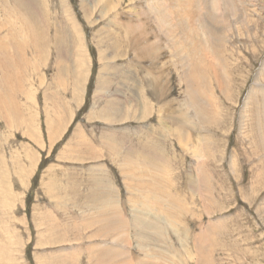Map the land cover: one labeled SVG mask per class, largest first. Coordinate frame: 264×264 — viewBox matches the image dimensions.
<instances>
[{"label":"rangeland","instance_id":"374dc122","mask_svg":"<svg viewBox=\"0 0 264 264\" xmlns=\"http://www.w3.org/2000/svg\"><path fill=\"white\" fill-rule=\"evenodd\" d=\"M18 1L0 0V264H264V0Z\"/></svg>","mask_w":264,"mask_h":264},{"label":"bare ground","instance_id":"6f19581e","mask_svg":"<svg viewBox=\"0 0 264 264\" xmlns=\"http://www.w3.org/2000/svg\"><path fill=\"white\" fill-rule=\"evenodd\" d=\"M28 1H30V0H28ZM98 1V0H97ZM186 1V0H185ZM191 1V0H190ZM216 1H218V0H216ZM223 1V0H222ZM228 1H230V0H228ZM228 1H224V3H225V5H229V3H228ZM24 2H26V4H27V6H28V4L30 5V3L31 2H28L27 3V0L26 1H21V3H24ZM35 2H36V0H35ZM188 2H189V0H188ZM15 3H16V6H18V5H21V4H19L20 3V1H18V0H15ZM207 3H208V0H207ZM220 3V2H219ZM243 3V2H242ZM18 4V5H17ZM26 4H25V6H26ZM33 4V3H32ZM153 4V3H152ZM191 3H189V5H190ZM232 4V3H231ZM203 5H205V4H203ZM222 5H224V4H222ZM23 6V5H22ZM33 6V5H32ZM253 6V5H252ZM21 6H19V9H21V8H23V7H21ZM30 7H31V5L29 6V8H28V10L30 9ZM209 7H210V5H209ZM229 7V6H228ZM150 8H152V6H150ZM207 8V7H206ZM205 9V8H204ZM208 9V8H207ZM207 9L204 11V13H202V18H205V16H207L208 17V13H207ZM228 9V8H227ZM21 10H23V9H21ZM31 10V9H30ZM25 11V10H24ZM12 12V11H11ZM26 12V11H25ZM30 12V11H29ZM30 13H34V12H32V10H31V12ZM230 13V12H229ZM21 14V13H20ZM29 14V13H28ZM67 14V13H66ZM160 14L162 15V12H160ZM159 14V15H160ZM225 14H226V12H225ZM236 14V13H235ZM33 15V14H32ZM160 15V19L161 18H165V14L164 15H162L161 16ZM196 15V14H195ZM24 16V15H23ZM35 16V15H34ZM19 17V16H18ZM28 17V16H27ZM26 17V18H27ZM73 17V16H72ZM199 17H201V16H199L198 15V18ZM233 17V16H232ZM30 17H28V19H29ZM35 18V17H34ZM224 18H225V16H224ZM27 19V20H28ZM200 19V18H199ZM210 19L211 20H214V14L213 15H211L210 16ZM37 21H38V19H37ZM200 21V27H201V32L204 34V36H205V34L207 35V37H209V35L210 34H213V31H211V30H209V32H207L205 29H206V26H204L203 24H201V20H199ZM28 22V21H27ZM166 22V21H165ZM234 22V21H233ZM30 23H31V25H32V27H33V22H32V17H31V19H30ZM203 23H205V22H203ZM31 26H30V29L32 30L33 28H32ZM35 28V32H36V26L34 27ZM38 29V28H37ZM245 29V28H244ZM34 30V29H33ZM133 30V29H132ZM18 31V30H17ZM30 32V31H29ZM33 32V31H32ZM37 33V32H36ZM35 33V34H36ZM33 35H34V33H33ZM31 37H32V35H30ZM35 36H37V35H35ZM41 36V35H40ZM206 37V36H205ZM207 39H210V37L209 38H207ZM225 42V41H224ZM37 45L39 46V44L38 43H36V45H35V47H37ZM208 45H210L209 43H208ZM218 62V61H217ZM221 63V62H220ZM38 64H39V62H38ZM263 65V64H262ZM228 66V65H227ZM213 67V66H212ZM224 67H226L225 66V63H224ZM263 67V66H262ZM214 68V67H213ZM189 69H190V71L192 72V75L190 76V75H188V76H186V78H189L188 79V81H187V84H188V88H189V91H188V94H189V98H190V101H191V103H190V105L192 104V106H194L195 107V114L196 115H199V118H201V117H203V115H205L206 114V110L201 106V102H205L204 101V97H203V94H201V88L203 89V88H206V84L209 82V81H207V83H205V80H207V78H206V75H205V72L204 71H201L200 69H199V66H197V65H193L192 67H189ZM264 69V68H263ZM220 71V70H219ZM260 72V71H259ZM212 73V72H211ZM227 72H225V74H226ZM258 73V72H257ZM258 75V74H257ZM261 75H262V73H261ZM261 75H259V77L261 76ZM264 75V74H263ZM222 76V75H221ZM209 77V76H208ZM256 77H258V76H256ZM262 77H264V76H262ZM222 82V81H221ZM231 82V81H230ZM190 83H191V86H190ZM211 83V82H210ZM219 84V83H218ZM221 84V83H220ZM208 85V84H207ZM208 87V86H207ZM226 88V87H225ZM222 89V90H227V89ZM256 90V89H255ZM226 92V91H225ZM252 93H253V91H251ZM254 92H256V91H254ZM252 93H251V96L253 97V98H256V97H254V96H256V95H252ZM256 94V93H255ZM264 94V93H263ZM208 97V96H207ZM206 97V98H207ZM249 98H251V97H249ZM206 100V102L205 103H209V101H208V99H205ZM248 101H250V100H248ZM255 101H257L258 103H259V115L260 116H263L264 117V97H262L261 96V98H258V99H256ZM210 104V103H209ZM203 105V104H202ZM206 105V104H205ZM119 109H117V107H113V106H109L108 107V109H107V116H106V114H105V116L106 117H108L109 119H112L113 117H114V113H115V115H117V112H119L118 111ZM16 115V114H15ZM181 118V117H180ZM32 119V118H31ZM111 121V120H110ZM263 131H264V125H263ZM21 132V131H20ZM24 135V134H23ZM263 142H264V140H263ZM195 153V152H194ZM199 155V154H198ZM8 161V160H7ZM24 166V165H23ZM24 168H26V167H24ZM27 169V168H26ZM24 170V169H23ZM26 171V170H25ZM25 171H23V173L25 172ZM1 172H2V170H1ZM1 174V173H0ZM20 174H22V169L20 170V172H19V175ZM21 176V175H20ZM21 177H23V174H22V176ZM200 177H201V175H200ZM202 178V177H201ZM201 181H203V180H201ZM200 181V182H201ZM4 182L5 181H3L2 180V177H0V191L3 193V195H1V196H3L4 197V195H5V197H6V203L7 204H9L12 200V195H13V193H12V191L10 190V188H5L4 187ZM202 184V183H201ZM204 184V183H203ZM204 186V185H203ZM3 190H2V189ZM12 194H11V193ZM4 197V198H5ZM174 203V202H173ZM11 204V203H10ZM175 207V206H174ZM163 208V207H162ZM162 208H160V209H162ZM117 223H118V220H116V219H114ZM134 220H136V219H134ZM109 230H111V229H109ZM110 253V252H109Z\"/></svg>","mask_w":264,"mask_h":264}]
</instances>
